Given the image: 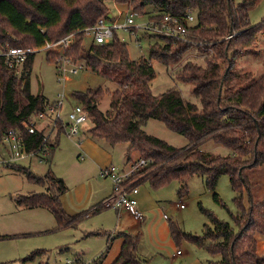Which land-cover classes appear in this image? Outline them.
I'll return each mask as SVG.
<instances>
[{"label": "trees", "instance_id": "obj_1", "mask_svg": "<svg viewBox=\"0 0 264 264\" xmlns=\"http://www.w3.org/2000/svg\"><path fill=\"white\" fill-rule=\"evenodd\" d=\"M257 1L115 0L142 15L145 7L150 6L149 19L168 15L180 20L188 11L195 15L188 37L203 46L158 36L168 42L149 46L148 59L134 61L115 32L107 44L97 45L92 41L88 47L82 46L83 31L110 14L105 0H0V44L35 49L72 34L73 43L67 57L73 63L81 61L93 73L115 85L111 92L98 88L77 92L74 97L90 118V128L82 135L110 146L128 144L127 162L133 153L150 160L133 177L131 186L147 183L153 189H160L177 181L178 194L183 196L187 193V181L193 176L205 177V184L211 190L222 175L229 177L238 209L233 216L238 233L208 211L205 214L211 225H204L200 236L187 234L169 223L170 235L177 244L181 239L199 247L207 242L206 249L211 255L220 254L218 264H264V256L257 254V238L264 235V200L254 197L258 184H251L247 175L248 171L264 166V59L263 72L258 77L235 70L239 58L258 57L262 53L259 38L264 37V19L253 25L248 17ZM194 49L202 55L204 65L186 60L175 79L191 87L199 107L186 101L176 89L152 95L149 84L155 78V71L151 61L166 67L176 66ZM34 57L27 58L19 76L0 60V139L9 130H20L25 152L39 154L50 163L63 134L60 123L56 134L45 140L41 134H28L22 128L29 117L48 104L44 96L30 91ZM53 57L48 60L58 64L60 56ZM105 93L109 95V108L102 112L98 104ZM150 119L186 138L187 146L178 149L147 134L144 127ZM208 141L224 147L228 153L223 156L201 150ZM23 172L29 183L45 188V192L18 196L15 202L19 207L46 209L59 228L74 226L79 221L81 215L69 216L63 209L60 198L67 186L62 179L49 170L41 177ZM214 199L218 200L215 193ZM103 208L107 207L100 204L93 213ZM106 236L105 250L89 264H102L117 237L122 238V244L111 264H149L138 254L139 235Z\"/></svg>", "mask_w": 264, "mask_h": 264}, {"label": "rangeland", "instance_id": "obj_2", "mask_svg": "<svg viewBox=\"0 0 264 264\" xmlns=\"http://www.w3.org/2000/svg\"><path fill=\"white\" fill-rule=\"evenodd\" d=\"M105 2L113 20L123 24L125 12L131 13L130 8L126 4L116 3L115 0H105ZM151 11L152 8L146 6L143 15L141 12L134 15V24L130 25V28L135 30V34H132L130 29L115 31L117 39L126 44L128 57L131 60L148 59L149 46L165 42L158 36L142 30ZM192 15L195 17L194 13ZM248 17L253 25L259 24L264 19V0L257 1L250 9ZM111 23V19H106V25ZM90 43L92 38L85 36L82 46L88 47ZM259 43L262 49L260 56H243L236 61L235 70L238 73L251 72L258 77L263 72L264 37L259 38ZM47 54L54 58L55 54ZM49 57L47 58L44 52L35 54L30 74V91L33 95L41 94L50 104L57 102L63 96L64 118L72 106L80 104L74 97L75 93L95 91L98 88L104 92L115 89L113 83L93 73L81 61L78 63L81 68L77 73H68L67 79L63 81L57 72V64L49 61ZM186 60L204 65V59L195 49L176 66L166 67L152 60L155 78L149 84L151 94L158 96L167 90L176 89L186 101L199 107V100L192 94L191 87L175 79V74ZM98 108L102 112L109 108L107 93L99 102ZM90 125V122L85 123L84 130L89 129ZM144 131L178 149L188 144L186 138L154 119L147 121ZM82 133L72 140L61 134L58 147L50 157V163L46 162V158L40 159L37 155L23 156L10 163L8 146L0 142V264H89L105 250L106 235L118 233L124 227H129L134 233L138 231L143 233L139 236L138 249L142 256L147 257L149 264H218L220 254L211 255L206 249L207 242L199 247L181 239L177 244L170 235L169 223H173L187 234L200 236L204 225H211L205 214V211H208L217 219L229 223L235 233H238L233 219L238 210L234 202L235 193L231 189L227 175L219 178L214 190L206 186L205 177L193 176L187 181V193L183 196L178 194L180 184L177 181L160 189H153L149 184L144 183L140 186V191L150 194V202L158 208H155L138 227L136 226L138 221L118 215L114 208H103L93 213L92 208L102 203L97 202L101 200L99 196L108 190L109 185L112 192L113 183L110 179L100 178L98 171L83 162L84 157L78 143L81 142L82 145L90 138ZM91 140L110 151L113 155V165L122 167L126 165L128 144L110 146L104 141ZM201 150L223 156L228 153L227 149L211 141L204 143ZM131 157V160L142 158L139 153H133ZM24 170L38 177L45 175L49 170L56 177L64 180L67 190L60 200L70 212L81 215L76 225L59 228L53 215L46 209H24L17 205L15 199L18 196L45 192V188L28 182ZM247 175L251 184H258L253 191L254 197L264 200V166L248 171ZM214 193L217 194L218 200L214 199ZM180 204L184 207L180 208ZM244 205H248L246 197ZM164 225L166 228L163 227ZM97 232L98 235L93 234ZM261 238H257L259 244L257 254L263 257L264 235ZM37 252L33 259H28Z\"/></svg>", "mask_w": 264, "mask_h": 264}, {"label": "built area", "instance_id": "obj_3", "mask_svg": "<svg viewBox=\"0 0 264 264\" xmlns=\"http://www.w3.org/2000/svg\"><path fill=\"white\" fill-rule=\"evenodd\" d=\"M131 13L125 12V22L119 24L117 20H112L111 25H106V18H101L97 23L90 28L85 29L83 32L85 36L92 38L94 44L104 45L110 42L113 32L118 29H130L132 34L135 30L130 28L134 24V15L138 14L133 9ZM108 19V18H107ZM195 19L191 11H188L183 19H176L171 16H163L155 19H148L143 25L142 30L155 36L164 37L170 40H181L188 43H193L196 46H203L201 42H195L190 39L189 28L195 23ZM73 43V35H68L56 42H45L40 48L24 49L17 47H10L9 45L0 44V60H2L8 69L12 70L17 76L20 75L23 65L27 58L35 55L37 52L52 53L60 56L59 63L57 64V72L60 74L62 80L67 79V74H76L81 68L78 63H73L68 57L67 52L70 50ZM202 56V55H201ZM204 56V55H203ZM64 97L62 96L55 103H48L46 107L36 112L34 115L22 125L28 134H41L43 139L53 137L58 129L60 123L63 134L68 139L77 137L84 130V124L89 122V115L81 105L72 106L70 111L66 113L64 118L62 109L64 107ZM0 142L8 146L10 154V163L22 158L23 156L35 155L26 153L22 133L20 130H9L6 134L2 135ZM80 142L78 143V146ZM40 156L39 154L37 155ZM42 159L41 157H39ZM150 160L137 158L129 162L126 171H119L115 167L108 166L101 168L99 177L102 179H110L113 183L111 195L105 199L101 205L107 208H123L132 218L140 221L143 218V213L138 208L137 195L139 188L131 186L133 177L143 170ZM7 163V162H6ZM8 164V163H7ZM180 208L184 205L180 204ZM95 210V207L92 208ZM166 219V218H165Z\"/></svg>", "mask_w": 264, "mask_h": 264}, {"label": "crops", "instance_id": "obj_4", "mask_svg": "<svg viewBox=\"0 0 264 264\" xmlns=\"http://www.w3.org/2000/svg\"><path fill=\"white\" fill-rule=\"evenodd\" d=\"M110 18H113L111 13L108 14V19ZM85 131V130H83ZM82 141V139L80 140ZM79 148L81 150V154L83 155L84 157V160L83 162L84 163H87L88 165H90L91 168L95 169L96 171H100L101 168H104V167H108V166H112V167H115L117 170L119 171H126L127 168H128V165H129V162L126 161V165L124 167L122 166H115L113 165V155L110 153V151L107 149V148H104L103 145L99 144V143H95L94 141H92L91 139H87V141H84L81 145V142H80V145H79ZM132 158V157H131ZM87 161V162H85ZM132 161V160H131ZM64 181V180H63ZM143 185V184H142ZM141 186V185H140ZM140 186L138 187L139 188V193H138V198H137V203H138V208L139 210L143 213V218L141 219V221H138V223L136 222V226H141V223L142 222H145L146 220V217L155 209V208H158L157 205H154L152 202H150L151 200V196L150 194L146 193V192H141L140 191ZM111 188H110V185L108 186V190L103 194V195H100L99 196V199L101 198L100 201H97V202H103L105 199H107L110 195H111ZM64 195V194H63ZM62 195V196H63ZM61 196V198H62ZM60 198V199H61ZM98 198V197H97ZM98 199V200H99ZM96 202V201H95ZM61 204L63 206V209L65 211V213L67 212L68 215H73L75 214L74 216H78L76 215L77 213H74V212H70L62 203L61 201ZM95 204V203H94ZM97 204V203H96ZM86 207V206H85ZM115 212L118 214V215H122V217H127V218H132V216L130 215V213H128L125 209L123 208H116L114 209ZM66 213V214H67ZM77 224V223H76ZM75 224V225H76ZM149 224V222L147 223ZM146 224V225H147ZM163 227L166 228V226L164 225ZM120 228V227H118ZM118 230V229H117ZM170 232V231H169ZM117 232H114L112 235L115 236ZM118 233H128V234H132V235H143V233H140L139 231L134 233L132 232L129 227L126 228L124 227L122 230H119ZM260 238L263 237V236H259ZM262 239V238H261ZM260 239V240H261ZM259 243V242H258ZM106 244H107V239H106ZM121 244H122V238H115L111 245H110V249L106 255V258L105 260L103 261L102 264H111L118 256L119 254V251H120V247H121ZM259 246V244H258ZM258 246H257V249H258ZM178 253V251H176ZM259 252V250L257 251ZM138 254L143 258V259H147L146 256H142L141 253H140V250L138 249ZM146 257V258H145Z\"/></svg>", "mask_w": 264, "mask_h": 264}]
</instances>
